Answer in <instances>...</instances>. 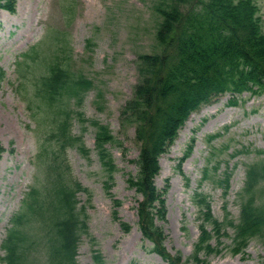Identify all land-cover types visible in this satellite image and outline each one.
<instances>
[{
    "label": "rangeland",
    "instance_id": "1",
    "mask_svg": "<svg viewBox=\"0 0 264 264\" xmlns=\"http://www.w3.org/2000/svg\"><path fill=\"white\" fill-rule=\"evenodd\" d=\"M172 1L16 0L14 13L0 10V144L6 151L0 159V247L33 184L37 140H46V130L54 127L49 120L54 115L35 93L36 75L61 63L60 67L76 77L92 81V87L80 93L85 96L82 103L71 101L73 134L82 136L90 155L86 157L76 147L67 154L73 175L89 190L79 194L80 217L74 220L79 264H99L96 253L102 264H169L152 251V243L143 238L138 226L137 207L142 197L130 188L128 179L137 175L140 144L135 126L122 123L121 111L139 80V55L156 51L155 34L161 21L156 7H167ZM256 1L264 30V0ZM34 46L37 53L22 61L19 72L16 62ZM24 97L32 99L34 111L45 120L33 119ZM229 99V94L221 96L193 113L190 126L183 130L185 141L175 142L160 159L156 185L166 191L167 208L166 220L160 225L168 250L181 252L185 258L194 253L206 211L194 202V196L199 194L200 201L207 198L216 219L226 218L227 207L229 219L238 221L246 167L264 159V94L251 97L245 93L236 106ZM52 104L62 106L59 101ZM78 113L107 125L119 139L120 147L108 145L117 166L113 175L95 150V128L82 124ZM229 174L230 189L225 193ZM115 200L123 202L117 209L119 218L114 217ZM122 222L131 226L129 232L123 231ZM224 232L212 241L221 254L203 255V259L210 264H262L264 244L260 240L253 239L242 253L235 254L231 251L234 231H226L229 236ZM26 233H33L29 226ZM0 255H4L1 248ZM46 255L40 233H36L29 247H17L14 261L46 264Z\"/></svg>",
    "mask_w": 264,
    "mask_h": 264
},
{
    "label": "trees",
    "instance_id": "2",
    "mask_svg": "<svg viewBox=\"0 0 264 264\" xmlns=\"http://www.w3.org/2000/svg\"><path fill=\"white\" fill-rule=\"evenodd\" d=\"M173 1L167 7H156L162 17L156 33L158 52L139 56V84L122 111L123 121L136 125V137L142 144L139 175L135 180L130 179L129 184L143 196L138 208L139 226L143 235L154 243L155 250L171 264H202L201 252L216 251L205 225L201 226V236L191 259L184 260L180 254L171 256L164 246V232L156 222L164 219L166 213L163 195L154 182L159 172V157L173 143L179 126L190 112L203 102L226 92L260 94L264 91V30L256 0H199L196 6L189 5L188 0ZM182 4L190 8L182 10ZM0 8L13 12L15 0H0ZM44 85L45 97L49 100L72 89L81 91L90 82L80 80L71 85L69 73L54 66ZM69 114L67 111L68 116L62 120L54 117L56 128L52 134L60 146L54 147L47 140L41 146L35 165L43 179L39 174L36 176V185L25 202V209L32 210V216L39 218L51 249L60 241L69 249L77 240L74 211L82 188L72 177L64 151L79 139L71 134ZM94 125L98 154L105 167L113 171L115 166L106 145L117 140L108 127ZM2 151L0 147V154ZM249 169L247 187L248 192H253L264 178V163ZM254 203L255 198L248 199L242 207L241 221L236 226L238 250L255 235L264 239V207H255ZM120 204L116 201V205ZM55 207L64 213L56 221L49 215ZM22 218L19 216L16 222ZM52 220L59 237L53 235L52 222L47 225ZM214 224L219 231L222 224L218 221ZM122 226L125 231L129 230L126 223ZM19 236L18 228L11 230L6 244L10 255L17 250Z\"/></svg>",
    "mask_w": 264,
    "mask_h": 264
},
{
    "label": "bare ground",
    "instance_id": "3",
    "mask_svg": "<svg viewBox=\"0 0 264 264\" xmlns=\"http://www.w3.org/2000/svg\"><path fill=\"white\" fill-rule=\"evenodd\" d=\"M191 123V121H189V124ZM179 142H184L185 141V137L183 136V133H181V137L178 139Z\"/></svg>",
    "mask_w": 264,
    "mask_h": 264
}]
</instances>
